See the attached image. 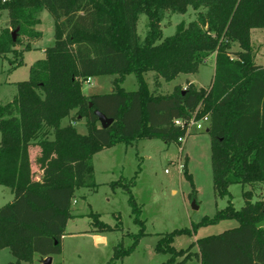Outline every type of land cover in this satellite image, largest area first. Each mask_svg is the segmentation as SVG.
<instances>
[{
    "label": "trees",
    "instance_id": "obj_1",
    "mask_svg": "<svg viewBox=\"0 0 264 264\" xmlns=\"http://www.w3.org/2000/svg\"><path fill=\"white\" fill-rule=\"evenodd\" d=\"M189 7L199 11L197 19L180 23L174 35L163 38L166 13L185 14ZM44 10L54 19L55 42L31 67L28 80L17 83L13 101L0 104V186L14 195L0 208V251L9 249L15 258L9 264L62 254L76 192L98 187L96 154L140 139L179 143L188 134L175 121L193 116L210 117L214 189L230 198L203 223L235 220L238 226L198 239L197 252L172 245L174 236L188 229L164 235L156 250L171 254L163 264H185L193 255L201 264H264V198L253 202V192L243 191L245 205L237 210L229 192L233 184H264V66L256 64L251 43V31L264 29V0H0V15L7 11L9 17V27L0 34V56L22 45L20 36L27 43L24 53L43 38L36 27ZM142 14L148 17L143 41L138 33ZM234 44L238 52H232ZM214 54L209 88L188 81L170 94L150 91L149 72L159 88L161 80L197 74ZM22 65L20 59L12 69ZM131 74L137 78L136 92L122 87ZM107 75L116 76L111 93L84 94L87 79ZM74 111V117L87 119L88 134L62 125ZM97 111L114 120L108 129L99 126ZM34 164L41 178L35 177ZM134 182L112 183L128 190L141 229L130 247L115 248L111 261L132 253L148 235L131 191ZM88 216L98 233L119 227L102 222L100 214ZM178 257L183 260L177 262Z\"/></svg>",
    "mask_w": 264,
    "mask_h": 264
},
{
    "label": "rangeland",
    "instance_id": "obj_2",
    "mask_svg": "<svg viewBox=\"0 0 264 264\" xmlns=\"http://www.w3.org/2000/svg\"><path fill=\"white\" fill-rule=\"evenodd\" d=\"M200 11L205 12L204 9ZM199 11L189 9L185 14L167 12L161 22L163 38L176 33L180 23L188 25L197 19ZM0 16V34L9 27L8 15ZM43 24L40 27L45 33L43 40L37 41L39 47H49L54 44V19L45 11L42 15ZM148 32V17L140 15L138 33L145 39ZM16 39H18V33ZM257 34L260 37H257ZM22 45L14 47L12 53L0 56V104H6L17 94V83L28 80L29 69L34 59L42 56L40 50L26 55L27 66L12 69L20 59H23L26 46L25 37L20 36ZM255 62L264 63V29H258L253 36L252 43ZM240 47L234 44L232 52H238ZM258 57V59H256ZM213 58V55L212 57ZM35 60V61H36ZM215 59H208L200 68L198 74L180 75L172 82H163V87H156L154 73L146 74L150 89L158 94H170L174 88H186L187 78L193 80L200 87H207L214 74ZM114 75L92 78L90 84H83V91L88 96L107 95L112 92ZM197 86V87H198ZM127 91L136 92L137 78L134 74L128 75L122 84ZM198 87V88H200ZM72 118L63 120L66 126ZM99 126L102 128L100 122ZM78 132L89 133L87 119L78 120ZM1 140V134H0ZM183 149V152H181ZM211 137L204 131H193L186 140L179 143L167 144L162 139L134 140L129 144H119L104 149L94 157L96 189L82 188L77 192L74 211L85 214L77 220V228L70 229L63 240V252L53 255L52 264H163L171 258V254L156 250L159 240L166 234L177 230L188 229L189 233L176 234L173 247L177 251L191 249L197 252V240L211 235H218L226 230L238 226L235 220L203 223L206 219L212 220L218 211L226 208L229 197H220L214 189L212 170ZM180 166H184L181 171ZM167 170V172H166ZM36 178L42 173L34 164ZM122 180V183L135 180L131 187L132 194L141 209L140 219L145 222L148 235L143 237L135 250L126 257L111 261L115 248L127 249L133 243V235L140 232L141 226L134 222L132 207L129 203L130 194L122 186L112 187V183ZM243 191H252L253 202L264 198V184L241 185L233 184L229 187L231 201L235 209L240 210L245 205ZM14 195L10 188L0 186V208L13 201ZM91 212L100 214V220L115 228V231L106 232V242H98L94 234ZM264 227V224H263ZM44 257L36 255L34 261L22 264H44ZM46 260V259H45ZM183 257H178L181 262ZM15 261L9 249L0 251V264H9ZM185 264H201L197 256L193 255Z\"/></svg>",
    "mask_w": 264,
    "mask_h": 264
},
{
    "label": "crops",
    "instance_id": "obj_3",
    "mask_svg": "<svg viewBox=\"0 0 264 264\" xmlns=\"http://www.w3.org/2000/svg\"><path fill=\"white\" fill-rule=\"evenodd\" d=\"M191 7H189L188 8V10L190 9ZM192 9V8H191ZM45 11H47V10H44L42 13H41V15H40V19H41V24L39 25V26H41L42 24H43V20H42V15L44 14V12ZM5 12H7V11H4L0 16H3V17H6V14H5ZM7 15H8V12H7ZM7 21V23H9V17H8V19L6 20ZM38 31H40V32H42V34H43V38L41 39V40H43L44 38H45V33H44V31H42L41 29H40V27L37 29ZM258 29H253L252 31H251V43H253V36H254V33L257 31ZM257 37H260V35L259 34H257ZM54 42H55V23H54ZM47 47H39V46H37V43L36 42H31V50L30 51H26L25 53H24V55H23V59H22V61H23V65L22 66H27L28 65V63L25 61V58H26V55H28V54H30L31 52H33V51H37V50H40V54L42 53V56L43 57H41L39 60H41V59H44L45 58V49H46ZM212 56H210L208 59H215L214 61V74H215V63H216V55L214 54L213 55V58H211ZM207 59V60H208ZM256 59H258V57H256ZM36 59H34L33 61H32V64L30 65V69H31V67L35 64V62H37L38 60H36ZM207 62V61H206ZM206 64V63H205ZM256 64L257 65H259V66H264V63H258L257 62V60H256ZM202 67V66H201ZM200 67V68H201ZM30 69H29V75H30ZM199 71H200V69H199ZM199 73V72H198ZM197 73V74H198ZM214 74H213V78H214ZM192 75H195V74H192ZM29 78V77H28ZM186 82H191V83H194L195 85H197V83L196 82H194L193 80H191V79H189V78H187L186 80H185ZM212 81H213V79L211 80V82L209 83V85L207 86V87H200V86H198V87H200V88H205V89H207V88H209V86L211 85V83H212ZM163 82H165L164 80H161V85H162V87H163ZM19 83V82H18ZM180 85V84H179ZM178 86V85H177ZM150 88V87H149ZM150 91H152L153 92V89H150ZM84 92V91H83ZM85 94V93H84ZM86 95V94H85ZM88 96V95H87ZM13 101V100H12ZM12 101H10V102H12ZM9 103V102H8ZM75 113H76V111H74L73 113H72V115L70 116V117H68V118H72V121L71 122H69V124H71V125H73L74 127H76L77 128V125H78V120H81L79 117L77 118V117H74L75 116ZM65 120V119H64ZM68 124V125H69ZM209 126H210V124H208V126H207V129H206V131L209 129ZM78 130V129H77ZM1 141V140H0ZM102 152V151H101ZM181 152H183V149H181ZM98 154H100V153H98ZM97 155V154H96ZM95 155V156H96ZM94 156V157H95ZM94 169H95V166H94ZM96 176V175H95ZM79 191V190H78ZM77 191V192H78ZM77 192H76V195H77ZM76 203V200H74L73 201V204H75ZM72 214H73V218L72 219H70L69 221H68V224H67V227H66V233H65V236H64V238H63V240L65 239V237H66V234H67V232L70 230V229H73V230H75L76 228H77V220L79 219V218H81V217H83L85 214H83V213H80L79 211H74V208H73V205H72ZM71 231V230H70ZM90 232L91 233H93L94 234V237H96V239L98 240V242H106V238H105V235H103L104 233H98V232H96V231H94V229H91L90 230ZM48 257H46V258H44V260L45 259H47ZM198 259V258H197ZM43 260V261H44ZM199 261V260H198Z\"/></svg>",
    "mask_w": 264,
    "mask_h": 264
},
{
    "label": "built area",
    "instance_id": "obj_4",
    "mask_svg": "<svg viewBox=\"0 0 264 264\" xmlns=\"http://www.w3.org/2000/svg\"><path fill=\"white\" fill-rule=\"evenodd\" d=\"M6 1V0H4ZM92 82V78L87 79L85 83L90 84ZM208 124H210V117L206 116L200 120H197L195 116H193L190 120H176L175 125L185 128L187 134L190 135L194 130L195 131H204L207 129ZM187 137L179 138V143H183ZM181 171L184 170V166H180ZM167 172V170H166Z\"/></svg>",
    "mask_w": 264,
    "mask_h": 264
},
{
    "label": "water",
    "instance_id": "obj_5",
    "mask_svg": "<svg viewBox=\"0 0 264 264\" xmlns=\"http://www.w3.org/2000/svg\"><path fill=\"white\" fill-rule=\"evenodd\" d=\"M14 40H16V33H13ZM96 115L99 119V122L103 129H108L114 122L113 119L106 117L103 113L97 111ZM209 132V129L207 130ZM44 264H52V258L48 257L46 260L43 261Z\"/></svg>",
    "mask_w": 264,
    "mask_h": 264
}]
</instances>
